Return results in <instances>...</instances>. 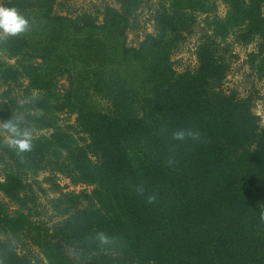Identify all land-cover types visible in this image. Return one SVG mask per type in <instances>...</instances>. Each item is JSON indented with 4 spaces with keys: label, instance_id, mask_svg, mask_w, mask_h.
I'll return each instance as SVG.
<instances>
[{
    "label": "trees",
    "instance_id": "16d2710c",
    "mask_svg": "<svg viewBox=\"0 0 264 264\" xmlns=\"http://www.w3.org/2000/svg\"><path fill=\"white\" fill-rule=\"evenodd\" d=\"M150 1L64 15L60 0L4 3L29 29L0 38V122L32 148L0 143V264H264V125L254 89L223 88L234 44L254 45L244 63L264 80V0H221L224 17L217 0H152L153 32L130 47ZM200 24L195 65L178 71ZM29 172L55 188L48 209Z\"/></svg>",
    "mask_w": 264,
    "mask_h": 264
},
{
    "label": "rangeland",
    "instance_id": "374dc122",
    "mask_svg": "<svg viewBox=\"0 0 264 264\" xmlns=\"http://www.w3.org/2000/svg\"><path fill=\"white\" fill-rule=\"evenodd\" d=\"M7 0H0V6L3 7ZM152 0L143 5V7L136 13L135 18L131 22V27L126 35V42L130 47H135L144 38L145 34L153 32V23L151 20V6ZM60 4H63V10L58 9L60 15H64L65 11L83 13V12H96L104 6H113L112 0H60ZM216 14L220 17L225 15V7L221 3V0L216 1ZM62 13V14H61ZM198 18V22L201 18ZM203 24H200L199 28H195V34L187 37L186 41L180 46V48L173 54L172 61L176 70L182 71L187 68H192L195 65V47L197 46V40L199 38L198 30L202 28ZM87 34V33H86ZM94 37L92 34H90ZM84 35L83 37H86ZM82 37V36H81ZM254 49V45L248 47H243L242 45L234 44L231 47V57L229 63L231 69L227 74L226 81L224 83V90H234L241 96L248 95L249 91H254V107L252 109L253 113L261 118V124L264 125V80L257 81L254 77H249L250 70L244 63L246 60V55ZM6 60L0 54V63H6ZM12 62V61H11ZM253 84V85H252ZM251 85L253 86L251 88ZM27 83L20 80L17 84H12L11 95L15 98L26 99ZM5 87L0 86V95L4 92ZM98 105L106 106L102 100L96 99ZM9 136L4 131L3 125L0 122V143L9 144ZM47 175L43 173L29 172L28 180L32 184L33 189L38 197V203L43 210L48 209L49 200L56 197L55 188L46 180ZM57 182L64 191H79L80 188L69 186V183L62 178H58ZM68 186V187H67ZM67 188V189H66ZM50 214V213H48ZM50 221V225L53 223L54 219H49V215L45 218Z\"/></svg>",
    "mask_w": 264,
    "mask_h": 264
},
{
    "label": "clouds",
    "instance_id": "9594fccd",
    "mask_svg": "<svg viewBox=\"0 0 264 264\" xmlns=\"http://www.w3.org/2000/svg\"><path fill=\"white\" fill-rule=\"evenodd\" d=\"M29 29L28 19L18 13L17 9L0 6V38L17 37ZM4 130L9 133V147L18 154L30 151L32 148L31 132L27 129L21 131L17 123L8 121L3 124ZM182 132L175 134L176 139H183ZM101 240L107 242V237L101 234Z\"/></svg>",
    "mask_w": 264,
    "mask_h": 264
}]
</instances>
